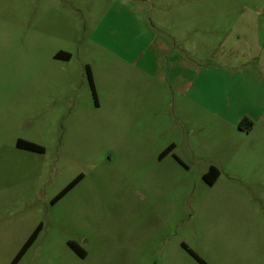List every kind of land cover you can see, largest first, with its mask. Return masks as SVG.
I'll list each match as a JSON object with an SVG mask.
<instances>
[{
  "label": "rangeland",
  "instance_id": "obj_1",
  "mask_svg": "<svg viewBox=\"0 0 264 264\" xmlns=\"http://www.w3.org/2000/svg\"><path fill=\"white\" fill-rule=\"evenodd\" d=\"M140 49L167 54L143 71L113 58L134 64ZM186 67L191 88L176 74ZM257 83L264 0H0V264L38 225L17 264H199L183 245L206 264L264 252L233 213L264 220ZM244 112L251 130L238 129Z\"/></svg>",
  "mask_w": 264,
  "mask_h": 264
},
{
  "label": "crops",
  "instance_id": "obj_2",
  "mask_svg": "<svg viewBox=\"0 0 264 264\" xmlns=\"http://www.w3.org/2000/svg\"><path fill=\"white\" fill-rule=\"evenodd\" d=\"M140 12H141V9L139 10V15L138 16H140ZM164 26H165V23L162 24V27H164ZM169 38H170V40L172 39L173 42H176L174 37L169 36ZM163 51H166V50L159 49V50H155L153 52V51H143V50L140 49L138 51V55L136 56V60H135L134 64H132L131 62L126 61L123 58L124 54H125L124 51L123 52L115 51V54H113V58L117 59L120 64L134 65L135 68H138L141 71H143V69L145 67L144 64H146L145 61L148 58H152L153 59L152 62H154V60H156V64H157V66H159L162 63V59L164 60V55L167 54V53H164ZM149 52H150V54H149ZM162 55H163V57H162ZM54 57L58 58V60H61V61H64V62H69L71 60L72 54H70L69 52H66V51H60ZM168 64H171V63L168 62ZM84 65H85L84 66V70L86 72V78H87V71H88V73L90 75V78L92 80V87H93L92 95L96 98V99H94V102H95L94 105L96 106V108H98V107L101 106V104H100V101L98 99V94H97V90H96L92 64L88 61ZM245 70H246V68H245ZM183 72H185V74L183 76L182 83H186V86L191 88L193 86V84L197 81L198 75H196V74L189 75L190 69H188V67H186L185 69L182 68L181 70L177 71L176 74L183 73ZM87 80H88V78H87ZM251 85L252 84L248 85L250 87V91L247 89L249 93H252L251 91H253V89L251 88ZM255 90H257L255 93L257 95H260L261 99L264 100V86H263V83H257L256 87H254V91ZM110 102L111 101H109L107 104L110 105ZM249 119H251L254 123L257 122V120L254 119V116L251 117V115L248 112H244L241 115H239L236 118V121H238L239 124H241L243 121H245V123H248ZM239 124H238V129L239 130H243V129L239 128ZM253 125L254 124H251V126H250V128L248 130H251ZM18 141L29 142V143H31L33 145H36V146L42 148V150H43V147H41L40 145H38V144H36L34 142L27 141V140H21V139L19 140L18 139L16 141V145H17ZM169 146L172 147V150L170 152H173L175 147H176L175 144L172 143ZM21 150H24V149H21ZM33 153H37V152H33ZM37 154H39V153H37ZM210 167H214V166H210ZM217 179L215 180V182L212 185H208L206 182L205 183L208 186H213L216 183ZM233 213L236 214L235 220H236L237 225H238L237 226V232H250L251 231V232H254V234L252 236H246L248 241L255 242L256 239H261L262 241H264L263 240L264 239V220L258 219L256 217V215L253 212H251V211H247L246 215H239V214H237L236 211H234ZM248 255H249V258H247V259L240 258L239 261H243V262H241L242 264H259V263L263 264L264 263V252L259 253L257 250H252V251H250V253Z\"/></svg>",
  "mask_w": 264,
  "mask_h": 264
},
{
  "label": "trees",
  "instance_id": "obj_3",
  "mask_svg": "<svg viewBox=\"0 0 264 264\" xmlns=\"http://www.w3.org/2000/svg\"><path fill=\"white\" fill-rule=\"evenodd\" d=\"M87 78H88V83L89 86L91 88V90L93 89L92 87V80L90 78V75L87 71ZM242 124V123H241ZM241 124H239V128L241 127ZM247 128L246 130H248L250 128V123L248 122L247 124ZM17 146L19 148H23L27 151L30 152H37V153H42L43 150L42 148L33 145L29 142H22V141H18L17 142ZM172 150V147L169 146L167 149H165L160 156H165L167 155L170 151ZM219 173L218 170L214 167H210L207 171V173L203 176V180L208 184V185H212L215 180L218 178ZM80 180V176L76 177L73 181H71L54 199L53 202H56L57 200H59L69 189H71L78 181ZM41 229V225H38L35 230L31 233V235L28 237V239L24 242V244L22 245V247L20 248V250L17 252V254L15 255V257L13 258V260L11 261L10 264H17V262L20 260V258L23 256V254L27 251V249L31 246V244L33 243V241L35 240L38 232ZM69 247L70 249L77 254L80 257H84V253L83 251L74 243H69ZM183 248L199 263V264H206L205 262H203L198 256H196L193 252H191L185 245H183Z\"/></svg>",
  "mask_w": 264,
  "mask_h": 264
},
{
  "label": "flooded vegetation",
  "instance_id": "obj_4",
  "mask_svg": "<svg viewBox=\"0 0 264 264\" xmlns=\"http://www.w3.org/2000/svg\"><path fill=\"white\" fill-rule=\"evenodd\" d=\"M17 146V145H16ZM18 147V146H17ZM19 148V147H18ZM20 149H23V148H20ZM25 150V149H24Z\"/></svg>",
  "mask_w": 264,
  "mask_h": 264
}]
</instances>
